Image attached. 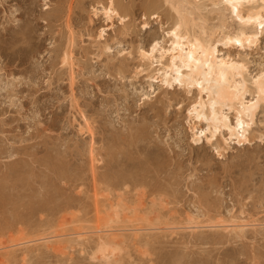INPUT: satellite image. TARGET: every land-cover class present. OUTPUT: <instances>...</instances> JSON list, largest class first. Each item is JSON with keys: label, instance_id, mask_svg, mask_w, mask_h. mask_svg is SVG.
<instances>
[{"label": "rangeland", "instance_id": "1", "mask_svg": "<svg viewBox=\"0 0 264 264\" xmlns=\"http://www.w3.org/2000/svg\"><path fill=\"white\" fill-rule=\"evenodd\" d=\"M109 1L0 0V264H264L263 103L249 143L227 131L229 145L208 142L205 121L188 116L196 88L158 80L175 9L113 0L123 10L108 17ZM200 2L213 39L238 27ZM216 46L244 61L248 78L264 72V34ZM119 199L155 211L136 235L127 220L111 223L122 228L112 259L95 251L96 234L48 242L89 231ZM234 221L252 227L229 233Z\"/></svg>", "mask_w": 264, "mask_h": 264}, {"label": "bare ground", "instance_id": "2", "mask_svg": "<svg viewBox=\"0 0 264 264\" xmlns=\"http://www.w3.org/2000/svg\"><path fill=\"white\" fill-rule=\"evenodd\" d=\"M166 1L175 9L178 17L169 29L171 46L163 50L158 57L162 66L160 70L161 79L158 80H162L167 86L176 82L188 90L196 88L198 96L194 101L192 100L193 102L191 101L192 105L189 108L188 116L199 123L205 121V129L202 128L199 132H205L204 135L208 142H213V139H215L218 143L221 142L225 144V146L229 145V139L222 136L223 132L227 131L230 138L234 139V142L237 144H245L251 139L250 128L254 122L255 115H257L262 103L264 105V72L248 78L245 62L232 58L231 56H221L216 43L222 41L226 45L239 44L240 46H251V44H255L260 35L264 34V0H209L212 6L215 7L212 11H218L219 14L223 15V11L228 10L232 20L235 19L238 24V27L233 31L221 30L223 36L218 39H213V35L216 33L215 30H207L206 21L203 18L204 15H201L204 14L202 12L204 7H202L201 0H195L194 2L191 0ZM116 4L113 0H111L109 5L107 4L105 14H107L108 17L113 16V14L118 15V12L120 13L118 10H121L122 6ZM223 17L219 25L220 28L225 26V13ZM155 46L156 45H153L151 50L148 51L142 49L140 51L141 58L151 59L154 54ZM65 55L68 56V54ZM146 61L147 60H145V62ZM145 65L147 64L145 63ZM247 92H251L253 95L251 96L252 98H246L247 96L245 95ZM225 109L233 112L235 116L234 121L229 118L228 111H225ZM199 132L197 134H199ZM206 132H208V134H206ZM90 134L92 137V131ZM219 134L222 138L217 136ZM196 137L198 138H195V140L198 141L201 136L199 137L198 135ZM93 144L94 142H91V156L95 152ZM96 159L92 156L93 161ZM151 202L154 203V200ZM140 206V203L132 206L122 202V199H119L116 204H110L107 210H105L104 216L97 215V219L99 220L96 221L89 231L84 229V227H78V229L82 230L75 229L76 231H72L73 233L69 231L68 234H62V232L60 234L55 231V233L48 238V242L52 240V242H54V240L57 242V238H63L64 235H74V239L84 240L88 234H96L97 237H95L97 239L95 240H97V243L95 242V251L97 254L99 252L101 257H105L106 260L112 259V256H114V254L116 255L115 251L119 243L116 240L117 233L122 230L120 226L119 228H113L111 225L112 222L113 224L115 221L119 220L131 222L133 225L130 229L135 235L153 227L150 225L152 218L154 219L153 213L155 209L153 204L149 206L150 208L145 209H140ZM251 223L252 222L249 224L248 222L234 221L233 223H229V225H226V223L225 229L229 233L241 235L246 231L248 226L251 225L250 227H252ZM195 227L192 229H196ZM45 239L47 238L45 237ZM22 242L26 243L24 240ZM19 244L22 243L18 242L11 245L16 246Z\"/></svg>", "mask_w": 264, "mask_h": 264}, {"label": "snow or ice", "instance_id": "3", "mask_svg": "<svg viewBox=\"0 0 264 264\" xmlns=\"http://www.w3.org/2000/svg\"><path fill=\"white\" fill-rule=\"evenodd\" d=\"M197 118H200V117H197ZM200 135H203V132H201Z\"/></svg>", "mask_w": 264, "mask_h": 264}]
</instances>
